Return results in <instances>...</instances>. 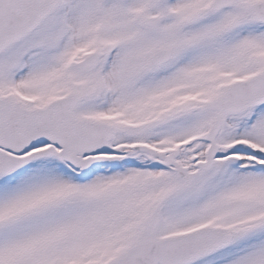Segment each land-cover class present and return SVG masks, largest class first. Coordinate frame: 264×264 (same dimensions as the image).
<instances>
[{"label": "snow or ice", "instance_id": "6c2138e0", "mask_svg": "<svg viewBox=\"0 0 264 264\" xmlns=\"http://www.w3.org/2000/svg\"><path fill=\"white\" fill-rule=\"evenodd\" d=\"M0 264H264V0H0Z\"/></svg>", "mask_w": 264, "mask_h": 264}]
</instances>
